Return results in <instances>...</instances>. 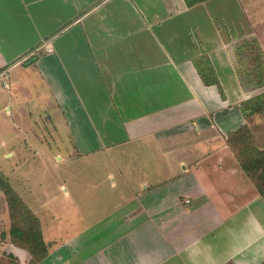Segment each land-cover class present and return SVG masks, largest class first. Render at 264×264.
Wrapping results in <instances>:
<instances>
[{
  "label": "crops",
  "instance_id": "obj_1",
  "mask_svg": "<svg viewBox=\"0 0 264 264\" xmlns=\"http://www.w3.org/2000/svg\"><path fill=\"white\" fill-rule=\"evenodd\" d=\"M243 38L264 58V0H0V173L19 195L1 166L16 157L20 168L31 134L43 137L32 99L79 155L157 162L123 198L128 214L93 235L62 237L33 210L49 245L38 264H264V195L228 141L248 125L264 149V110L243 111L264 92L243 83ZM1 248L31 264L27 249Z\"/></svg>",
  "mask_w": 264,
  "mask_h": 264
},
{
  "label": "rangeland",
  "instance_id": "obj_2",
  "mask_svg": "<svg viewBox=\"0 0 264 264\" xmlns=\"http://www.w3.org/2000/svg\"><path fill=\"white\" fill-rule=\"evenodd\" d=\"M243 41L238 49L239 65L242 79L250 88L256 86L259 80H264V59L255 41L251 42L246 38H243ZM259 73L262 74L261 77L257 76ZM12 75L14 80L15 72ZM39 92L43 94L42 92L45 91L33 90L35 95H39ZM45 108L47 109L40 102H34L33 99L30 101L31 116L29 118L31 123L34 120V124L38 126L43 137L34 139L31 134L30 142L36 147L25 148L20 156L22 158L20 168L11 172V168L17 162V158L12 157L10 163L4 162L3 167L1 166L2 172L11 174L13 183L20 182L27 206L36 213L42 214L45 224L61 227L59 230L62 229L64 232L60 235L62 237L66 234L70 237L72 232L78 230L85 233L87 231L93 235L97 230L101 231L102 228L118 224L122 216L128 214L117 213L119 208L121 212L123 204H126L125 210L127 209V203H123V198H126V202L128 199L132 200L138 186L137 179L143 176L142 173L152 169L153 165L157 168L156 160L152 159L153 163L148 166L143 161L146 158L145 155L136 156L134 153L127 152L118 154L117 149L111 152L98 151L79 155L67 126L62 122L57 123L49 110L43 111ZM19 123L24 122L19 120ZM56 125L59 126L58 130ZM24 126L26 128V123ZM14 132L20 133L19 130ZM246 137L247 135L243 134L238 141L244 158L253 154L252 146ZM127 147L134 151L135 145L131 143ZM126 166L130 169L124 170ZM0 174L3 177V174ZM1 188L0 234L11 226L9 221L11 213H8L6 196ZM15 192L19 196V193ZM17 209L20 210V208ZM49 226L46 227L49 228ZM2 238L0 264H13L6 250L1 248V245L6 242L3 235Z\"/></svg>",
  "mask_w": 264,
  "mask_h": 264
},
{
  "label": "trees",
  "instance_id": "obj_3",
  "mask_svg": "<svg viewBox=\"0 0 264 264\" xmlns=\"http://www.w3.org/2000/svg\"><path fill=\"white\" fill-rule=\"evenodd\" d=\"M189 1L193 3L201 0ZM257 45L259 46L258 43ZM257 76L261 77L262 74L259 73ZM243 83L245 84L244 80ZM257 86H264V80H259L256 87ZM263 110L264 92L246 101L243 106V111L247 115L255 114L256 112H262ZM243 134L247 135L246 138L251 144V149L253 150V154L248 158L242 157L243 154L238 143L239 138L243 136ZM228 141L231 147H233V149L235 150L237 158L240 161L242 167L253 179L261 194L264 195V149H260L252 143V133L248 125H244L238 130L230 133L228 136ZM3 177L0 174V186L2 187L0 188L6 196L9 213H11L9 220L11 226L9 229L2 231V233L0 234V238L3 239V235L6 241L8 240L18 246L27 249L31 254V264H38V262L48 254L49 246L48 243H46L44 240L41 222L37 215L33 212V210L27 206V202L20 195V197L16 195V190L12 187L6 176L3 175ZM17 208H20V210H18ZM7 255L8 258L12 259L13 264H21L19 258H17L12 253L7 252Z\"/></svg>",
  "mask_w": 264,
  "mask_h": 264
},
{
  "label": "built area",
  "instance_id": "obj_4",
  "mask_svg": "<svg viewBox=\"0 0 264 264\" xmlns=\"http://www.w3.org/2000/svg\"><path fill=\"white\" fill-rule=\"evenodd\" d=\"M46 48L49 51L52 50V47L50 46V44H47ZM0 81H1L2 85H4L5 87L9 86V81H8V78H7L6 71H3L2 73H0Z\"/></svg>",
  "mask_w": 264,
  "mask_h": 264
}]
</instances>
